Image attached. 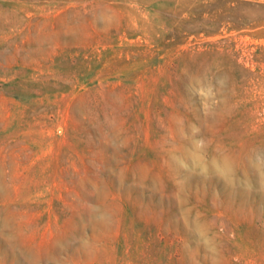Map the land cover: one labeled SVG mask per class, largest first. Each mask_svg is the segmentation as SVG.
I'll use <instances>...</instances> for the list:
<instances>
[{
    "label": "rangeland",
    "instance_id": "rangeland-1",
    "mask_svg": "<svg viewBox=\"0 0 264 264\" xmlns=\"http://www.w3.org/2000/svg\"><path fill=\"white\" fill-rule=\"evenodd\" d=\"M0 264H264V0H0Z\"/></svg>",
    "mask_w": 264,
    "mask_h": 264
}]
</instances>
